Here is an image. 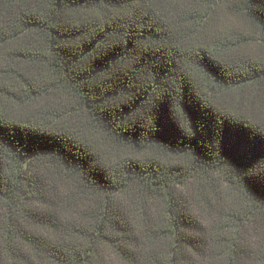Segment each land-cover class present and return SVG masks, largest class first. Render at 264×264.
Here are the masks:
<instances>
[{"label":"trees","instance_id":"1","mask_svg":"<svg viewBox=\"0 0 264 264\" xmlns=\"http://www.w3.org/2000/svg\"><path fill=\"white\" fill-rule=\"evenodd\" d=\"M0 264H264V0H0Z\"/></svg>","mask_w":264,"mask_h":264}]
</instances>
